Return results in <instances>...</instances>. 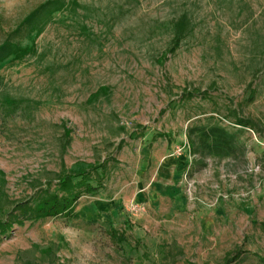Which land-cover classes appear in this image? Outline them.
<instances>
[{"label":"rangeland","instance_id":"obj_1","mask_svg":"<svg viewBox=\"0 0 264 264\" xmlns=\"http://www.w3.org/2000/svg\"><path fill=\"white\" fill-rule=\"evenodd\" d=\"M47 1L0 0V43ZM62 1L0 63V220L60 176L98 188L0 232V264H264V0ZM213 126L244 154L195 152Z\"/></svg>","mask_w":264,"mask_h":264},{"label":"trees","instance_id":"obj_2","mask_svg":"<svg viewBox=\"0 0 264 264\" xmlns=\"http://www.w3.org/2000/svg\"><path fill=\"white\" fill-rule=\"evenodd\" d=\"M62 0H48L33 10L20 24V27L11 32L8 37L0 43V63L13 56L15 59H22L35 51L33 46L23 47L16 41L18 34L27 32H41L48 23L54 12L61 10ZM187 34V18L182 17L176 23L175 36L170 47L174 52L184 40ZM253 100V94L249 99ZM238 124L246 127L254 125L252 119L240 118ZM196 128L192 129L194 132ZM198 141H192L196 145L195 152L203 153L206 150H218L227 153H235L241 150L244 154V146L240 145L233 133L224 127L213 126L208 129H201L197 137ZM80 179H77L79 178ZM76 179V180H75ZM87 171L70 173L58 178V191H52L50 187L39 189L32 200H14L13 204L4 219L0 220V232H6L14 224H24L27 220H37L63 214L68 217L76 216V205L80 197L85 193L94 192L98 187L89 182ZM230 253H228L229 256ZM228 260V259H227Z\"/></svg>","mask_w":264,"mask_h":264}]
</instances>
